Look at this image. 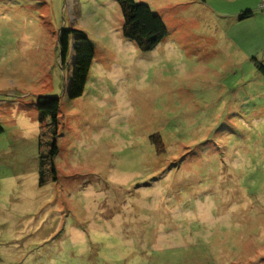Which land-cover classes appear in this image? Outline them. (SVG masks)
Wrapping results in <instances>:
<instances>
[{
    "label": "rangeland",
    "instance_id": "rangeland-1",
    "mask_svg": "<svg viewBox=\"0 0 264 264\" xmlns=\"http://www.w3.org/2000/svg\"><path fill=\"white\" fill-rule=\"evenodd\" d=\"M135 1L168 31L149 52L117 0H0V264H264V75L229 31L262 0ZM70 30L95 52L77 99Z\"/></svg>",
    "mask_w": 264,
    "mask_h": 264
},
{
    "label": "trees",
    "instance_id": "trees-1",
    "mask_svg": "<svg viewBox=\"0 0 264 264\" xmlns=\"http://www.w3.org/2000/svg\"><path fill=\"white\" fill-rule=\"evenodd\" d=\"M123 17L122 32L123 37L132 42L140 51L149 52L154 50L168 36V31L161 17L154 13L151 8L141 2L135 0H117ZM252 16V12H243L240 16L241 20ZM77 35L75 41H72L71 34ZM59 49L61 58L64 60L70 54H73V77L69 86L68 97L77 99L84 93L89 70L94 59V47L89 38L81 31L70 30L61 33L59 38ZM256 67L264 73V67L254 58ZM58 100L55 96H45L38 100L37 110L40 118L44 120L50 117L53 125L56 123V114L58 110ZM4 129L0 124V134ZM42 140V139H41ZM57 147L55 143L51 144L49 149L50 162L46 164L45 171L42 170L44 161L40 163L39 185L45 182L43 173L50 175L54 180L55 168L53 160L57 155Z\"/></svg>",
    "mask_w": 264,
    "mask_h": 264
},
{
    "label": "crops",
    "instance_id": "crops-1",
    "mask_svg": "<svg viewBox=\"0 0 264 264\" xmlns=\"http://www.w3.org/2000/svg\"><path fill=\"white\" fill-rule=\"evenodd\" d=\"M247 11L252 12V16H250L247 19L241 20L240 18L241 14ZM253 11L254 9H252L251 7L246 9L243 7L242 9H240L236 18L232 19V22L229 24V31L232 30L233 33V30H235L236 40L239 46L241 47L242 50L247 51V53L246 52L244 53L245 57L248 58L250 55H252L253 57L252 60L255 58L257 61H259L260 59L261 61H259V63L264 67V59L259 58L258 56L261 50L262 49L264 50V40L263 42H261V38H260L259 39L260 42L256 41L259 37L264 35L263 27L260 24V19L262 18L264 19V17L258 13L254 14ZM257 19H259V21H257ZM253 42L254 45L244 48ZM261 73L264 75L263 72Z\"/></svg>",
    "mask_w": 264,
    "mask_h": 264
},
{
    "label": "built area",
    "instance_id": "built-area-1",
    "mask_svg": "<svg viewBox=\"0 0 264 264\" xmlns=\"http://www.w3.org/2000/svg\"><path fill=\"white\" fill-rule=\"evenodd\" d=\"M259 9L264 11V0H262V3L260 5Z\"/></svg>",
    "mask_w": 264,
    "mask_h": 264
}]
</instances>
